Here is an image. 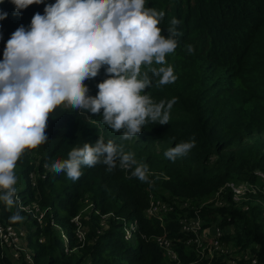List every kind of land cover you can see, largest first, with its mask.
I'll return each instance as SVG.
<instances>
[{
	"label": "trees",
	"instance_id": "16d2710c",
	"mask_svg": "<svg viewBox=\"0 0 264 264\" xmlns=\"http://www.w3.org/2000/svg\"><path fill=\"white\" fill-rule=\"evenodd\" d=\"M55 2L44 0L19 12L12 0L0 2V9L8 13L0 20V60L12 33L21 25L28 27L35 13L44 14L45 5ZM145 7L164 11L159 25L163 36L168 35L172 18L181 21L178 47L165 58L175 81L160 86L153 78L152 87L145 90L155 102L175 98L169 123H149L138 137L122 141L120 133L103 124L100 115L73 112L66 103L50 113L45 129L49 139L26 148L15 169L19 178L15 187L24 204L36 202L41 209L50 208L43 222L16 206L0 205L3 222L27 229L38 264H171L152 239L139 233L134 241H127L118 217L137 219L146 235L161 233L164 229L159 221L144 213L151 194L166 201L200 204L226 182H256L255 171H264V0H145ZM186 45L195 51L190 54ZM159 66L155 62L142 65L141 73ZM107 67L85 81L90 95L95 96L97 84L108 78ZM99 135L105 142L111 139L134 152L138 162L147 164L151 182L131 177L133 169H122L119 162L111 172L103 163L84 167L76 181L45 167L67 159L73 147L94 144ZM192 138L196 145L187 155L175 161L164 156L169 148ZM252 197L239 203L229 200L222 207H204L201 213L206 223L220 218L224 227L233 228L234 234L226 240L257 251L264 264V194ZM18 210L23 220H11ZM108 213L112 215L103 223L102 216ZM183 213L177 208L165 217L173 238L183 236L178 230ZM77 214L87 227L84 242L74 232ZM59 227L67 232L68 244ZM176 248L185 262L194 258L184 242H177ZM2 251L0 245V264H5Z\"/></svg>",
	"mask_w": 264,
	"mask_h": 264
},
{
	"label": "clouds",
	"instance_id": "9594fccd",
	"mask_svg": "<svg viewBox=\"0 0 264 264\" xmlns=\"http://www.w3.org/2000/svg\"><path fill=\"white\" fill-rule=\"evenodd\" d=\"M43 2L12 0L17 12ZM7 16L0 9V20ZM164 16L162 10L146 8L145 0H56L45 5L44 14L35 13L28 27L21 25L12 33L0 60V202L9 208L16 204L17 161L26 148L49 139L45 129L50 113L61 104L73 112L102 116V123L119 132L122 141L138 137L149 123H169L175 98L155 102L145 91L153 78L160 86L176 79L165 58L178 47L181 21L172 18L168 35L163 36L159 25ZM186 50L195 51L192 45ZM153 62L160 66L141 73L142 65ZM105 65L108 78L97 84L95 96L90 95L85 81L95 78ZM195 145L194 138L179 142L164 156L175 161ZM117 162L122 169H133L131 177L151 182L147 164L138 162L123 144L105 142L102 135L94 144L73 147L67 159L45 167L76 181L84 167L103 163L111 172ZM10 219L23 217L18 210Z\"/></svg>",
	"mask_w": 264,
	"mask_h": 264
},
{
	"label": "built area",
	"instance_id": "2783aa9c",
	"mask_svg": "<svg viewBox=\"0 0 264 264\" xmlns=\"http://www.w3.org/2000/svg\"><path fill=\"white\" fill-rule=\"evenodd\" d=\"M255 174L260 177L262 183L254 185L250 181L226 182L211 198L202 201L200 204H191L189 200L166 201L150 195L149 205L144 213L147 218L156 219L164 229L161 233L146 235L141 232L137 219L128 220L125 217H118L123 222L124 238L127 241H134L140 233L143 238L152 239L167 256L171 264H261L258 252L252 248L242 249L226 240L228 235L234 234L233 228H226L221 224L220 218L214 222L206 223L202 215L204 207H222L227 205L229 200L236 203L252 199L254 195L264 194V172L256 170ZM34 177V173L31 174ZM228 191L230 198H228ZM1 205V202H0ZM20 210L30 212L37 218L39 223L43 222L44 216L50 208L41 209L39 204H24L22 196L17 192L16 204ZM180 208L184 213L178 218V230L183 236L173 238L169 235L165 217ZM112 213L102 216L103 223ZM81 214L73 217L76 224L75 234L80 242L86 239L87 227L82 223ZM52 223L55 225L54 220ZM61 235L66 244L69 242L68 234L64 228L59 227ZM44 239L41 238L40 241ZM177 242H184L194 252V258L185 262L176 248ZM0 245L3 248L2 256L5 257V264H38L35 259V252L29 246L28 234L25 227L12 223L3 222L0 219ZM257 249L259 247L257 246Z\"/></svg>",
	"mask_w": 264,
	"mask_h": 264
},
{
	"label": "rangeland",
	"instance_id": "374dc122",
	"mask_svg": "<svg viewBox=\"0 0 264 264\" xmlns=\"http://www.w3.org/2000/svg\"><path fill=\"white\" fill-rule=\"evenodd\" d=\"M262 172H264V171H262ZM231 181L238 182V183H239V182H242V181H235V180H231ZM248 183L252 184V181H250V182H248ZM259 183H262V182L260 181V177L257 178V181L254 183V185H256V184L258 185ZM18 186H19V188H21V189L23 188V185H22V184H19ZM210 198H211V197H210ZM208 199H209V198H208ZM208 199H206V200H208ZM176 238H177V237H176Z\"/></svg>",
	"mask_w": 264,
	"mask_h": 264
}]
</instances>
